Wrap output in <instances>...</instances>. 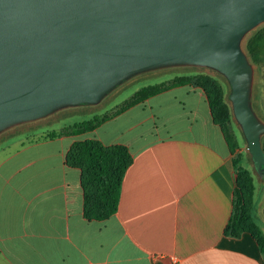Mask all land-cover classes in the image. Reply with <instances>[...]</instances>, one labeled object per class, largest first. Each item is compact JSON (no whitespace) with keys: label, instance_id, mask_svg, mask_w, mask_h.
<instances>
[{"label":"crops","instance_id":"1","mask_svg":"<svg viewBox=\"0 0 264 264\" xmlns=\"http://www.w3.org/2000/svg\"><path fill=\"white\" fill-rule=\"evenodd\" d=\"M259 86L252 102L264 120V75ZM84 138L124 144L132 156L105 219L83 215L81 171L65 161ZM234 154L203 89L190 84L76 135L0 138V264H264L249 232L223 231ZM254 214L264 231V201Z\"/></svg>","mask_w":264,"mask_h":264},{"label":"water","instance_id":"2","mask_svg":"<svg viewBox=\"0 0 264 264\" xmlns=\"http://www.w3.org/2000/svg\"><path fill=\"white\" fill-rule=\"evenodd\" d=\"M262 23L264 0H0V135L98 104L144 71L205 67L227 80L232 116L261 177L264 120L242 41Z\"/></svg>","mask_w":264,"mask_h":264},{"label":"trees","instance_id":"3","mask_svg":"<svg viewBox=\"0 0 264 264\" xmlns=\"http://www.w3.org/2000/svg\"><path fill=\"white\" fill-rule=\"evenodd\" d=\"M258 37V36H255ZM248 40L246 50L251 63L258 59L256 48L251 47ZM257 62V61H256ZM254 64V63H253ZM194 80L188 76H175L169 84H148L136 90L127 102L109 114H94L79 122L62 126L51 136L61 134H79L97 127L103 121L113 117L126 108L139 103L147 97L162 92L172 86L192 84L203 89L207 96L214 123L221 128L229 150L235 153L232 162L236 171L235 187L232 197V208L229 219L224 227V233L239 236L249 232L256 240L264 258V231L254 214L255 183L250 169L243 164L244 154L237 150L239 141L235 137L228 107L222 97V85L209 76L198 75ZM264 151V134L261 137ZM131 153L128 147L121 143L103 144L96 138L77 139L70 145L65 161L81 171V186L83 189V215L87 219H105L117 209L121 184L125 170L131 163ZM264 183V166L262 167Z\"/></svg>","mask_w":264,"mask_h":264},{"label":"rangeland","instance_id":"4","mask_svg":"<svg viewBox=\"0 0 264 264\" xmlns=\"http://www.w3.org/2000/svg\"><path fill=\"white\" fill-rule=\"evenodd\" d=\"M248 40L252 41L251 47L254 49L256 48V53H258V59L256 58L257 62H253L255 68L253 85L254 92L260 87V79L264 75V23L256 26L244 37L242 41V47L246 52ZM180 75L186 77L188 76L192 80L199 78L197 77L198 75L209 76L218 80L222 85L221 94L231 116L235 137L240 143L237 150L241 151L244 154L243 164L250 169L254 177V183L256 187L254 193V202L256 207L259 206V204L263 203L264 201V183H262L263 176L260 177L255 171L253 162L250 160V156L246 150V142L244 136L232 116L228 99L229 86L227 80L216 71L205 67L169 66L135 74L115 86L108 94H106V96L102 98V100L98 104H80L75 107H69L59 110L44 119L15 126L14 128L1 134L0 138H5L8 136L9 139L16 140L25 138L26 136L30 138L51 137L52 134L59 131L62 125L89 119L94 114L103 115L114 112L116 109L124 105L136 90L145 85L169 84L171 81H173L175 76Z\"/></svg>","mask_w":264,"mask_h":264}]
</instances>
